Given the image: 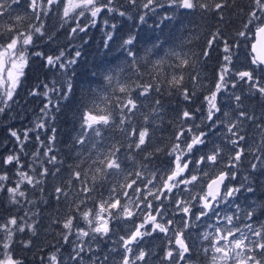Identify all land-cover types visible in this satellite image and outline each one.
I'll list each match as a JSON object with an SVG mask.
<instances>
[{
  "label": "snow or ice",
  "instance_id": "1",
  "mask_svg": "<svg viewBox=\"0 0 264 264\" xmlns=\"http://www.w3.org/2000/svg\"><path fill=\"white\" fill-rule=\"evenodd\" d=\"M234 4L0 0V115L9 116L33 62L37 74L52 73L51 81L28 91L29 97L44 99L31 126L22 132L10 124L7 128L15 147L0 155V193H6L9 210L0 216V264H24L15 247H33L42 211L30 198L36 191L45 205H57L51 224L60 238L46 256L40 247L41 264H150L153 253L144 247L149 239L166 241L158 264H196L201 258L204 264H264V0H248L238 10L246 20L236 36L245 42L254 36L246 67H236L240 41L233 43L220 29L200 52L183 51V43L165 48L160 42L141 51L139 33L129 29L119 35L122 61L102 70L85 64L83 73L77 71L91 28L104 32L103 47L110 51L125 18L139 28L149 14L164 10L154 25L160 28L178 11H199L223 22L225 9ZM54 10L59 27L50 34L46 18ZM132 10L135 16L129 17ZM65 28L68 44L57 54L40 49L38 41L53 44ZM75 40L80 47L73 46ZM219 41L223 55L212 84L202 73ZM81 75L75 111L79 127L65 155L57 149L53 122L62 102L75 96ZM173 94L186 107L170 121L173 131L161 143L154 132L163 119L162 98ZM225 94L227 108L220 100ZM145 107L150 112H143ZM49 178L56 182L51 191ZM63 247L70 248L66 256Z\"/></svg>",
  "mask_w": 264,
  "mask_h": 264
},
{
  "label": "trees",
  "instance_id": "2",
  "mask_svg": "<svg viewBox=\"0 0 264 264\" xmlns=\"http://www.w3.org/2000/svg\"><path fill=\"white\" fill-rule=\"evenodd\" d=\"M163 2V0H162ZM248 4V0H235V4L232 8H226L224 11L225 19L223 22H219L218 17L213 14H201L199 11L188 13V12H176L174 19L171 21V26L164 24L163 22L160 25V28H155L154 25L160 22L162 15L165 13L164 10H158L159 15L149 14L147 23L142 25L139 28L133 27V19L125 18L123 28L120 33L117 34V40L112 44V49L106 50L103 47V37L104 32L100 28H91L85 37L89 40L90 43L85 48L84 57L81 61L80 67L77 69L79 73H83L85 70V64H87L88 69H92L94 66H99V70H102L108 65L109 62L112 64L118 63L124 59L125 54L119 50V35L127 33L129 29L133 33H139V37L136 43V47L141 51L145 46H150L149 40L153 38L156 33L155 42H158L159 38H165L164 33L167 32L166 45L168 47H175L176 45L183 43V51L189 52H200L206 46L207 40L211 37L212 32L216 29H220L223 36L228 38L233 43L240 41L241 38L236 36L237 31L242 29L243 22L246 20V16L242 13H239L238 10L241 7H245ZM168 14H171L169 10ZM135 16V10L129 13V17ZM118 20L120 18H117ZM46 24L49 29V33L55 28L59 27L58 15L54 14L53 16L46 18ZM102 24V21H101ZM164 26L162 27V25ZM160 31L157 34V31ZM67 28L61 29L59 35L56 38V42L53 44H42L37 42L40 49L46 54H57L58 50L61 47H64L68 44L66 38ZM83 35V34H81ZM149 35H152L151 37ZM74 47H80V41L75 40L72 42ZM166 48V47H165ZM222 41L217 42V46L213 49L212 55L208 60L207 67L203 70L210 71L214 74L217 67L216 63L221 62V57L223 55L222 51ZM177 50H180L179 48ZM68 52L74 55L72 48L68 49ZM247 52V51H246ZM118 53V55H117ZM36 62H33L31 69L27 72V78L24 80L23 87H21L16 97L17 103L11 106V112L8 117L0 115V155H5L9 150L15 147L13 141L8 137L7 128L10 124L12 127L19 129L21 132L24 128L31 126V122L35 119L36 115L39 114L40 108L43 106L44 99L42 96L29 97L28 91L32 88L38 87L41 82L45 79L51 81L52 73L40 72L37 74L35 72ZM204 72V71H203ZM195 74V72H193ZM204 75V74H203ZM211 73L207 74L210 78ZM83 76H78L76 80V93L71 101L62 102V110L57 115V119L53 122V126L57 127V149L60 153L68 155L69 148L71 145V138L77 134V129L79 127L75 119V111L78 105L76 104V99L81 95V80ZM191 88V83L188 85ZM43 91V89H40ZM202 98V97H201ZM155 96L151 97L150 100L154 101ZM162 103L164 105L162 111V121L157 120V123L160 125L154 132L155 138L160 140L161 143L167 142V137L172 133L173 127L170 121H173L175 116L183 110L186 105L179 98L177 94L171 96L165 95L162 98ZM200 103L199 100L196 101V104L191 105L190 107L194 108ZM250 105H253L250 103ZM255 106V105H253ZM143 112H150V109L145 107L142 109ZM143 117L138 114L137 123L142 122ZM117 137L119 134L116 133ZM6 145V146H5ZM33 150V144L29 143L27 146V151L31 152ZM56 182L52 181L49 178V187L48 191L52 190V185ZM42 194L39 191L30 194V198L37 199V207L41 209V214L36 217L37 219V229L38 236L34 238L33 247H37L36 250H32L33 247L29 250L23 249L20 245L15 247L16 255L21 257L25 264L36 263L37 253L39 252V236L45 234L47 225H51V218L54 216L55 209L57 205L54 201H51L48 205H45L41 202ZM44 198H47V192L44 194ZM14 211V210H13ZM35 211V209H34ZM9 215V210L7 207V197L6 193H0V216ZM57 228V226L55 225ZM29 234L22 235L23 239H27ZM47 236V235H46ZM59 238V236H58Z\"/></svg>",
  "mask_w": 264,
  "mask_h": 264
},
{
  "label": "rangeland",
  "instance_id": "3",
  "mask_svg": "<svg viewBox=\"0 0 264 264\" xmlns=\"http://www.w3.org/2000/svg\"><path fill=\"white\" fill-rule=\"evenodd\" d=\"M165 13L162 15L164 16ZM164 24H168L171 26V21H166ZM164 24L162 25V27L164 26ZM162 32H165L163 30H160ZM159 30L157 31V34L160 32ZM165 35V38H159L158 39V42L160 43H163L164 44V47H168V45H166V39H167V35L168 33L165 32L164 33ZM150 37L152 35H149ZM156 39V33H155V36H153V38H150L149 42L148 43H154V40ZM253 40V36H250L249 37V40L247 42L244 41L243 38H241L240 40V48H239V56L236 60V67L237 68H242V67H246L247 66V61L245 60V56L247 55V53L250 51L249 50V46H250V43L251 41ZM147 47V46H145ZM144 47V48H145ZM247 51V52H246ZM118 55V53H117ZM124 57V56H122ZM220 61L218 63L215 64L216 67H218ZM204 72L202 74L204 75H207L209 73H211L210 75V79H209V83H212L214 84V80H212V77H213V73L210 72V71H205L203 70ZM220 100H221V103L225 106V108H227L228 104H229V101L227 99V95H223L220 97ZM245 103L251 108L253 107V105H250V102L249 101H245ZM199 115V114H198ZM197 122H199V120H197ZM252 134H255V130L254 129H250V135ZM241 203H243V199L241 198ZM45 231V234H43L42 236L40 235L39 236V252L37 253V259H36V263H32V264H41V261H40V258H41V251H40V247L42 246L46 251L43 253L45 256L47 255V252L48 251H51L52 250V246L53 245H56L57 242L59 241L60 238H58V231H59V228L55 227V225H50L48 224L46 229L43 230V232ZM47 235V236H46ZM60 243L62 244V241H60ZM166 241H163L162 239H155V240H152V239H149L148 242L145 243L144 247H146L148 250H150L153 255L151 257V260H150V264H158L159 262V258L163 256V247L165 245ZM108 247L111 246V241L108 242ZM36 246L33 247L32 250H36ZM70 251V248L69 247H63L61 249V253L62 255L66 256L68 254V252ZM25 264V262H24ZM196 264H204V261L203 259L201 258V260L199 261H196Z\"/></svg>",
  "mask_w": 264,
  "mask_h": 264
},
{
  "label": "water",
  "instance_id": "4",
  "mask_svg": "<svg viewBox=\"0 0 264 264\" xmlns=\"http://www.w3.org/2000/svg\"><path fill=\"white\" fill-rule=\"evenodd\" d=\"M251 42H254V36H253V40ZM250 45H251V43H250ZM249 50H250V46H249Z\"/></svg>",
  "mask_w": 264,
  "mask_h": 264
}]
</instances>
